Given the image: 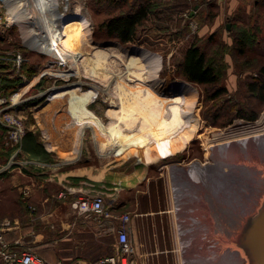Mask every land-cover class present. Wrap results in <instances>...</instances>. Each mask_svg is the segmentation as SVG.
<instances>
[{
    "label": "rangeland",
    "instance_id": "1",
    "mask_svg": "<svg viewBox=\"0 0 264 264\" xmlns=\"http://www.w3.org/2000/svg\"><path fill=\"white\" fill-rule=\"evenodd\" d=\"M161 1L173 3L174 0ZM182 1L186 3L179 5V16L187 35H198L209 57L223 55L226 64L222 82L229 94L215 106H212L215 99H210L212 92L174 74L175 64L182 58L191 37L171 41L167 32L146 28L137 42L123 43L107 31L104 22L126 12L135 0L120 4L110 0H54L63 15V23L72 21L74 28L78 27L73 36L88 34L89 54L99 49L102 53L123 55L128 61L135 57L143 59L142 49H154L162 59L160 76L155 75L180 87L179 91L167 89L165 94L177 96L188 91L192 95L184 119V147L180 150L178 146L183 132L177 138H163L170 151L159 156L157 151H152L157 157L147 162L142 159V153L130 152L131 146L125 142L144 134L143 108L153 99L134 89L126 77L119 78L109 69L91 73L74 69L72 62L62 60L64 64L55 65L54 71L34 80L45 68L54 65L55 57L32 48L21 26L8 20L9 6L0 0V86H3L0 116L10 114L24 129V134L19 135L22 137L15 140L8 128L0 124V219L23 215L21 199L36 205L39 211L57 210L55 217L59 211L67 215L72 209L68 197L82 194L87 188L84 193L103 192L110 198L120 197L124 210L131 212L137 224L141 223L144 235L143 243L138 238L139 248L135 235L132 238L137 264H181L169 166H186L197 161L215 163L211 145L214 137L264 121V101L247 97L245 87L252 76H257L254 62L259 53L250 52L248 58L239 55L237 49H232L231 36L237 27L257 22L264 31L263 0H241L240 7L227 16L218 0ZM86 18L88 25L82 22ZM213 32L214 41H211ZM15 51H21L25 58L18 70L13 65ZM1 62L6 63L4 68ZM34 81L35 85L16 100V94ZM150 87L155 89V85ZM248 101L258 111L255 119L237 115L238 105ZM225 170L230 167L226 166ZM75 184L79 187H74ZM62 192L63 197L57 198ZM46 194L56 197L46 202L43 200Z\"/></svg>",
    "mask_w": 264,
    "mask_h": 264
},
{
    "label": "bare ground",
    "instance_id": "2",
    "mask_svg": "<svg viewBox=\"0 0 264 264\" xmlns=\"http://www.w3.org/2000/svg\"><path fill=\"white\" fill-rule=\"evenodd\" d=\"M4 1L9 6L8 20L21 26L23 36L36 52L72 62V68L78 70L98 73V70L109 69L119 78L126 77V82L134 89L153 99L154 102L150 101L143 108L144 134L125 140L131 146L130 152H140L143 160L153 161L171 149L162 139L180 137L182 132L178 146L179 149L184 147V119L192 97L188 91L177 96L165 94L167 89L179 91L180 87L158 78L140 57L127 61L123 55L102 53L99 49L89 54L86 51L88 34L84 32L74 37L78 27L74 28L72 21L63 23V15L54 0ZM82 22L90 23L87 18ZM54 70L55 65L51 64L34 80ZM129 71L132 72L130 76ZM33 85L35 81L25 86L16 94V100ZM151 85H155L154 90ZM110 95L115 97L113 92ZM251 126L231 129L214 137L211 145L215 163L197 161L186 166H169L181 264H257L258 251L236 242L233 233L252 216L258 196L264 193V121ZM152 151H157V156ZM226 166L230 170H225Z\"/></svg>",
    "mask_w": 264,
    "mask_h": 264
},
{
    "label": "trees",
    "instance_id": "3",
    "mask_svg": "<svg viewBox=\"0 0 264 264\" xmlns=\"http://www.w3.org/2000/svg\"><path fill=\"white\" fill-rule=\"evenodd\" d=\"M110 1L113 4L125 2V0ZM185 3L186 2L182 0H174L173 3L162 2L161 0H135L126 12H121L108 18L104 22V26L110 34H114L123 43L137 42L141 31H144L146 28L154 30L156 28L161 33L163 31L167 32L166 35L171 41L182 40L187 36L191 37L182 54V58L175 64L174 74L204 87L209 92H212L210 99H215V104L212 105L215 106L221 102L227 94H229L228 87L222 82V76L224 74L226 64L223 62V55L217 56L213 59L209 57L207 51L203 48L201 43L202 40L198 35H187L188 32L182 27L181 17L179 16V5H185ZM259 23L260 22H257V24L254 25L247 24L246 26L237 27L234 32H231V36L234 43L232 49H237L239 55H243L244 58H248L250 52L257 54L255 51H258L259 53L257 54L259 55L257 62H254V65H256L254 69L256 70L257 76H252V79L249 82H246L245 87L247 97L251 95L263 102L264 31L261 30V24ZM214 33L215 32H213L209 37L211 41H214ZM153 50L142 49L140 51L143 59L150 65L152 71H155L154 73L159 75V71L162 66V59L161 56L155 52L156 50ZM222 54H225V52ZM250 59H252V57H250ZM1 63L4 68L6 63ZM2 90L3 86L1 85L0 96L3 95ZM252 104L253 102L248 101L247 104L238 105L239 107L236 108L238 111L237 115L245 116L249 119H255L258 111H255L256 108ZM247 111L250 112V114H245ZM25 151L27 150L25 149ZM21 201L24 206L23 211L27 210L28 214L32 215L37 213L38 210L36 205V209L32 211L30 209L31 204L28 200L23 201L21 199ZM4 218L5 217L2 219ZM10 219L14 220L11 217ZM7 234L8 231L5 232V236L11 241ZM33 248L40 254L38 249L35 247ZM99 260L100 258L96 260V262Z\"/></svg>",
    "mask_w": 264,
    "mask_h": 264
},
{
    "label": "crops",
    "instance_id": "4",
    "mask_svg": "<svg viewBox=\"0 0 264 264\" xmlns=\"http://www.w3.org/2000/svg\"><path fill=\"white\" fill-rule=\"evenodd\" d=\"M218 1L221 4L222 13L226 16L227 13L235 12L241 3V0ZM98 179L101 180V178ZM74 187L79 186L75 184ZM82 194H72V197L68 198L73 201ZM53 197L56 196L46 194L43 200L48 202L54 200ZM58 197H63V192ZM107 200L114 211H125L124 202L122 203L120 197H107ZM56 211L38 210L35 215H32L25 210L23 215H13L11 218L18 221L19 225L8 230L7 235L11 242L21 247L27 245L35 247L49 264H94L99 258L115 252L118 240L116 230L101 225L100 220L93 216L78 215L72 209L67 215L59 211L55 217ZM73 222L76 224L73 225ZM130 226L131 242L135 235L138 246V238L141 237V243H143L144 232L141 223L137 224L132 219Z\"/></svg>",
    "mask_w": 264,
    "mask_h": 264
},
{
    "label": "built area",
    "instance_id": "5",
    "mask_svg": "<svg viewBox=\"0 0 264 264\" xmlns=\"http://www.w3.org/2000/svg\"><path fill=\"white\" fill-rule=\"evenodd\" d=\"M13 58V65L16 69L20 68L25 61L21 51L13 52ZM52 63L57 66L64 64L56 58ZM0 124L8 128L11 138L15 140L22 137L19 135L24 134L21 124L13 119L10 114L0 116ZM71 206L78 215L93 216L100 220L101 225L117 231L118 240L115 252L101 258L94 264H137L138 260L134 259L135 248L130 239V223L133 219L131 212L114 211L103 192L83 193L71 201ZM30 209L34 211L36 207L31 204ZM75 224L73 222V225ZM18 225L19 222L16 220L0 219V264H49L32 246H17L15 242L13 243L6 238L5 232Z\"/></svg>",
    "mask_w": 264,
    "mask_h": 264
},
{
    "label": "water",
    "instance_id": "6",
    "mask_svg": "<svg viewBox=\"0 0 264 264\" xmlns=\"http://www.w3.org/2000/svg\"><path fill=\"white\" fill-rule=\"evenodd\" d=\"M258 201L256 208H253L252 216L233 233L236 242L240 241L257 250V264H264V193L258 196Z\"/></svg>",
    "mask_w": 264,
    "mask_h": 264
}]
</instances>
